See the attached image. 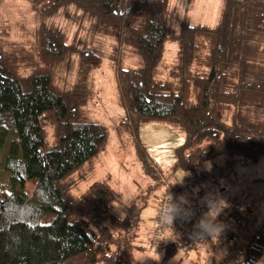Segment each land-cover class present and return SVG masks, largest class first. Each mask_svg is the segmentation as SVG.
<instances>
[{
    "label": "trees",
    "instance_id": "obj_1",
    "mask_svg": "<svg viewBox=\"0 0 264 264\" xmlns=\"http://www.w3.org/2000/svg\"><path fill=\"white\" fill-rule=\"evenodd\" d=\"M27 1L44 19L28 38L9 39L0 20V146L11 136L0 163L9 175L0 190V264H197L205 249L213 264H257L264 218L252 205L234 202L217 217L223 230L213 237L194 227L203 212L196 204L191 219L181 218L187 213L178 204L165 228L160 212L152 231L143 216L148 193L120 210L107 179L74 193L109 137L86 109L103 52L70 41L65 27L46 19L73 6L91 18L93 31L113 39L130 58L117 71L126 107L120 136H139L144 122L168 124L185 134L173 168L196 173L216 157L231 169L238 155L250 162L264 156V0H224L214 27L186 21L175 27L170 0ZM172 42L178 58L166 66ZM138 150L144 173L158 179L140 144ZM247 218L253 228L237 252L234 240ZM147 252L155 256L137 255Z\"/></svg>",
    "mask_w": 264,
    "mask_h": 264
},
{
    "label": "rangeland",
    "instance_id": "obj_2",
    "mask_svg": "<svg viewBox=\"0 0 264 264\" xmlns=\"http://www.w3.org/2000/svg\"><path fill=\"white\" fill-rule=\"evenodd\" d=\"M170 3L173 9L172 23L175 27H179L183 21L192 25L214 27L220 19L224 0H170ZM42 19L27 0H2L0 3V20L7 25L9 39L25 40L29 37V30L37 26ZM46 22L65 27L70 41L75 40L79 46H96L103 52L100 67L92 73V97L86 109L93 119L108 127L109 137L95 160L94 170L82 172L84 178L74 188V193H81L96 180L107 179L117 192L118 210L135 195L148 193L149 203L143 211V216L153 228L152 231L155 219L157 221L156 217L160 214L159 201L169 189L176 193L179 200L182 196L186 197L187 201L180 203L190 202L203 208L200 217H197L198 220L209 211L207 201L218 197L225 199L229 205L218 216L232 210L231 205L239 202L242 206L252 205L257 216L264 218V156L258 162H250L244 156L238 155L231 169L223 166L226 158L216 157L205 161L196 173H191L173 168L175 149L184 142L185 134L172 126L144 122L139 127V136L134 134L120 136L117 126L126 115V107L122 102L117 71L119 65H126L130 58L125 52H121V49L118 50L112 38L93 31L91 18L82 15L81 11L73 6L61 7L55 15L48 17ZM178 48L176 42L167 43L166 66L177 62ZM163 69L165 70L164 66ZM10 140L11 136L3 146H0V163L8 152ZM138 144L144 148L156 167L158 179L144 173V163ZM1 172L3 171L0 168V182L7 176L8 179L4 180L5 183L0 186V190L1 188L6 190L9 175H2ZM188 177H192V180L198 179V182L186 184L185 180ZM151 184H155V187L147 191ZM249 219L252 221L251 218H247L242 227ZM162 225L163 228L166 227L163 219L159 222V226ZM217 237H220V234ZM165 238L167 241L172 238L168 228ZM210 252L211 250L205 249L197 264H213L209 257ZM137 255L143 261L155 256L152 252ZM257 264H264V255Z\"/></svg>",
    "mask_w": 264,
    "mask_h": 264
},
{
    "label": "clouds",
    "instance_id": "obj_3",
    "mask_svg": "<svg viewBox=\"0 0 264 264\" xmlns=\"http://www.w3.org/2000/svg\"><path fill=\"white\" fill-rule=\"evenodd\" d=\"M181 201H187L186 197H181L178 201H173L172 197L169 196L167 203L161 209V219L164 220L169 226L172 225L174 219L176 218L175 209ZM209 211L206 212L194 225L195 228L199 230L206 231L216 237L223 230V224L217 220L218 215L223 211L224 208H227L229 205L227 201L223 198H215L207 201ZM184 208V211L187 215H182V219H191V216L194 214L190 202L184 203L181 205Z\"/></svg>",
    "mask_w": 264,
    "mask_h": 264
},
{
    "label": "built area",
    "instance_id": "obj_4",
    "mask_svg": "<svg viewBox=\"0 0 264 264\" xmlns=\"http://www.w3.org/2000/svg\"><path fill=\"white\" fill-rule=\"evenodd\" d=\"M193 178L191 177V178H186V180H185V182H187L186 184H190L191 185V183H197L198 181V179H196V180H192ZM184 182V183H185ZM170 188V187H169ZM172 189V188H171ZM174 190V189H173ZM175 191V190H174ZM169 196H171L172 198L174 197V196H176V193H173V192H171V190L169 189L168 190V192L166 193V194H164L163 195V199L162 200H160L161 201V205H160V212H161V209L165 206V204L167 203V200H168V197ZM159 222H160V220H161V215H160V217H159ZM253 228V222L249 219V221L248 222H246V224L244 225V227H242V232H241V234H240V236L238 237V238H236L235 240H234V249L237 251V252H239V251H241V249H242V246H243V244L246 242V240H247V238H248V233H249V231L251 230Z\"/></svg>",
    "mask_w": 264,
    "mask_h": 264
}]
</instances>
